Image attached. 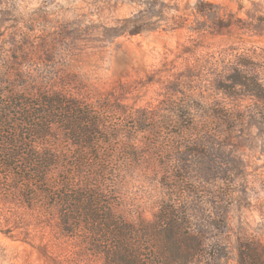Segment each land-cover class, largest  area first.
Listing matches in <instances>:
<instances>
[{"label": "rangeland", "instance_id": "rangeland-1", "mask_svg": "<svg viewBox=\"0 0 264 264\" xmlns=\"http://www.w3.org/2000/svg\"><path fill=\"white\" fill-rule=\"evenodd\" d=\"M0 51L99 108L134 153L127 219H152L174 179L207 243L228 245L220 264L241 238L264 248V98L233 86L238 70L264 82V0H0ZM103 262L56 208L0 196V264Z\"/></svg>", "mask_w": 264, "mask_h": 264}, {"label": "trees", "instance_id": "trees-1", "mask_svg": "<svg viewBox=\"0 0 264 264\" xmlns=\"http://www.w3.org/2000/svg\"><path fill=\"white\" fill-rule=\"evenodd\" d=\"M237 75L233 86L264 98V82ZM32 82L0 51V196L56 208L64 230L102 254L103 264L221 263L228 245L214 248L196 229L177 180L152 219H127L118 182L134 153L112 142L115 129L99 108ZM237 249V264H264L257 240L241 238Z\"/></svg>", "mask_w": 264, "mask_h": 264}]
</instances>
